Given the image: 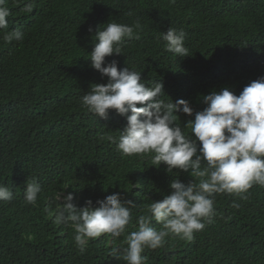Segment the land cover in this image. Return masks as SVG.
Listing matches in <instances>:
<instances>
[{
	"label": "trees",
	"instance_id": "1",
	"mask_svg": "<svg viewBox=\"0 0 264 264\" xmlns=\"http://www.w3.org/2000/svg\"><path fill=\"white\" fill-rule=\"evenodd\" d=\"M25 2L8 0L4 30L19 29L24 39L6 43L0 31V185L13 192L11 201H0V264H126V236L138 230L140 216L151 215L145 203L169 195L173 179L202 178L179 169L169 174L166 165H152L150 154L124 156L108 137L118 141L127 118L115 110L97 117L83 105L91 85L108 79L91 66L96 31L107 23L133 26L140 38H126L105 66L115 60L141 72L148 86L163 82L165 101L196 100L216 86L245 87L264 73V0H35L30 13L22 10ZM170 27L186 33L189 56L166 49ZM179 115L194 140L185 126L194 115ZM27 180L41 185L35 205L25 200ZM65 188L78 207L89 200L98 206L115 192L132 200L125 233L102 234L79 253L74 228L49 216L52 197ZM249 192L247 200L216 194L203 230L191 240L170 234L162 247L144 250V264H264V187ZM150 226L162 228L154 219Z\"/></svg>",
	"mask_w": 264,
	"mask_h": 264
},
{
	"label": "clouds",
	"instance_id": "2",
	"mask_svg": "<svg viewBox=\"0 0 264 264\" xmlns=\"http://www.w3.org/2000/svg\"><path fill=\"white\" fill-rule=\"evenodd\" d=\"M34 3L27 0L22 10L32 12ZM10 15L8 0H0L2 39L6 43L22 41L24 33L19 29L4 31L9 27ZM95 36L98 43L91 51V66L108 79L107 83L92 84L81 99L97 117L107 118L110 110H115L127 118L118 141L111 136L108 139L124 156L150 154L152 165H166L169 174L179 169L202 178L198 184L173 179L169 195L145 203L143 208L148 206L151 215L139 217L138 230L126 236L127 247L121 257L126 264H144V250L162 247L170 234L191 240L195 232L203 230L202 221L214 215L216 194H236L247 200L253 185L264 187V73L253 76L256 80L245 87L221 85L202 92L196 100L173 101L170 97L165 101L161 99L165 93L163 82L148 86L142 82L141 72L121 69L115 60L105 66L106 57L122 53L126 38H140L133 26L107 23L103 30L99 26ZM185 38L183 30L171 27L163 35L166 49L179 57L189 56ZM183 113L194 115L185 124L194 140L177 123ZM202 161L206 162L203 168ZM67 188L54 194L56 207L54 212L51 208L48 211L55 223L74 228L79 253L83 254L88 242L102 234L118 238L125 233L133 218L132 200L115 192L97 200L98 206L89 200L87 206L78 207L74 194H65ZM41 191L36 180H27L26 202L35 205L38 196L43 198ZM12 198V190L0 185V201ZM232 206L240 207L235 202ZM153 219L162 225L160 230L150 226Z\"/></svg>",
	"mask_w": 264,
	"mask_h": 264
}]
</instances>
